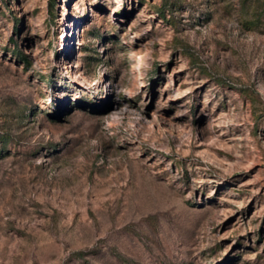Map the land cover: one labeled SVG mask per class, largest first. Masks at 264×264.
I'll return each mask as SVG.
<instances>
[{
	"label": "rangeland",
	"instance_id": "obj_1",
	"mask_svg": "<svg viewBox=\"0 0 264 264\" xmlns=\"http://www.w3.org/2000/svg\"><path fill=\"white\" fill-rule=\"evenodd\" d=\"M0 264H264V0H0Z\"/></svg>",
	"mask_w": 264,
	"mask_h": 264
}]
</instances>
